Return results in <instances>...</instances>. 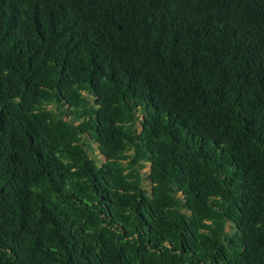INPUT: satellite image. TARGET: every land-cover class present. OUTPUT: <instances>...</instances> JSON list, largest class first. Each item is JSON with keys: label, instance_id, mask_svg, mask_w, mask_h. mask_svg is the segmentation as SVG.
<instances>
[{"label": "trees", "instance_id": "1", "mask_svg": "<svg viewBox=\"0 0 264 264\" xmlns=\"http://www.w3.org/2000/svg\"><path fill=\"white\" fill-rule=\"evenodd\" d=\"M0 264H264V0H0Z\"/></svg>", "mask_w": 264, "mask_h": 264}, {"label": "rangeland", "instance_id": "2", "mask_svg": "<svg viewBox=\"0 0 264 264\" xmlns=\"http://www.w3.org/2000/svg\"><path fill=\"white\" fill-rule=\"evenodd\" d=\"M49 107L53 108V105H50ZM83 141L86 142L85 147L88 150L90 156H94L98 162L102 161L103 157L97 149V144L89 137H87V135H84ZM147 174H148V164H145V166L141 169V175L143 177L142 184L147 190H149L150 182L149 179L147 178ZM226 229H229V224L227 225Z\"/></svg>", "mask_w": 264, "mask_h": 264}]
</instances>
